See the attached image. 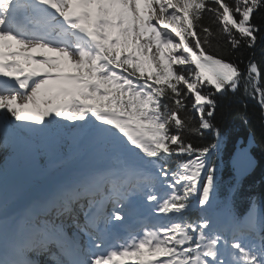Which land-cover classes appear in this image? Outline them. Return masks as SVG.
<instances>
[{
	"label": "snow or ice",
	"instance_id": "snow-or-ice-1",
	"mask_svg": "<svg viewBox=\"0 0 264 264\" xmlns=\"http://www.w3.org/2000/svg\"><path fill=\"white\" fill-rule=\"evenodd\" d=\"M261 8L264 0H0V147L70 150L66 177L22 210L9 205L0 170V264H264L259 204L241 216L219 196L225 134L213 123L215 96L241 89L264 116L260 69L209 54L203 24L208 16L233 50L254 48ZM186 132L213 139L195 145ZM253 147L250 139L231 157L230 194L255 167ZM173 157L183 158L174 168ZM244 233L254 239L237 238Z\"/></svg>",
	"mask_w": 264,
	"mask_h": 264
},
{
	"label": "trees",
	"instance_id": "trees-1",
	"mask_svg": "<svg viewBox=\"0 0 264 264\" xmlns=\"http://www.w3.org/2000/svg\"><path fill=\"white\" fill-rule=\"evenodd\" d=\"M252 23L259 25L261 28L255 47L248 48L242 46L233 50L227 43L226 38L216 32V25L212 24L211 19L208 16L203 18V24L210 26L213 31V36L210 37L212 47L209 53L213 54L218 48L219 53L226 60L237 62L242 70L245 68L249 58L254 59L260 69L261 85L264 86V8L259 9L253 14ZM215 99L217 106L213 123L220 127L221 131L225 134V144L217 173L220 180L219 196L221 199L229 197L234 202L239 215H242L248 209L251 200L256 201L261 208V212L264 213V116H262L261 107L256 100L245 96L243 89L235 93L217 94ZM245 113L247 114V123L242 118ZM189 114L192 117L193 124L198 126V116L191 112ZM180 116L184 117L185 113L181 112ZM247 131L254 133L258 143L253 150L258 158V166L252 173L245 175L239 181L238 189L230 194L229 189L236 183V178L229 165L228 157L236 138L239 136L246 137ZM185 139L190 140L195 145H202L211 143L213 137L209 132H205L203 138L186 132ZM179 159L173 157L170 167L174 168ZM188 215L191 220H195L198 212L194 210L189 212Z\"/></svg>",
	"mask_w": 264,
	"mask_h": 264
},
{
	"label": "bare ground",
	"instance_id": "bare-ground-1",
	"mask_svg": "<svg viewBox=\"0 0 264 264\" xmlns=\"http://www.w3.org/2000/svg\"><path fill=\"white\" fill-rule=\"evenodd\" d=\"M251 134H253V136L256 140V137L252 131H250V132L247 131L245 136L251 138L252 137ZM58 148L63 153V155L58 156V158L56 159L57 161L63 162V159H67L70 157V155H69L70 150L67 146H60ZM46 155L48 156V153ZM30 156H32L31 153H29V154L17 153V157H16L17 162L11 163L12 161H8L5 159L3 161L4 153H3L2 149H0V170H6L8 172V175H9L8 186H11L14 182L19 181L21 179H23L25 181L26 186L21 191H19L18 193L24 191L25 189H27L30 186L34 187L36 185V187H40V186H38V184L42 183V181L39 177L44 172H46V169L45 170L44 169L38 170L37 167H34L31 164V161L29 160ZM43 157L44 156L42 155V158ZM65 161H67V160H65ZM35 170H37V171H35ZM64 170H67V169L64 168ZM47 177H48V174H47ZM48 189L49 188H46V189H44V191H47ZM28 203L24 204L23 206L25 207ZM23 206H21L19 209L22 210ZM246 241H249V239H246Z\"/></svg>",
	"mask_w": 264,
	"mask_h": 264
},
{
	"label": "rangeland",
	"instance_id": "rangeland-1",
	"mask_svg": "<svg viewBox=\"0 0 264 264\" xmlns=\"http://www.w3.org/2000/svg\"><path fill=\"white\" fill-rule=\"evenodd\" d=\"M43 148V147H42ZM42 148H40V150L41 151H45V149L46 148H44V149H42ZM0 149H2V151H3V153H4V157H3V161H4V159L6 160V159H10L9 157L10 156H13V157H17V155H16V153L15 152H13L11 149H7V150H5L4 148H2V147H0ZM60 150H59V148H57L56 149V151H55V154H63L61 151L59 152ZM32 153V156H30L29 157V160L31 161V163L33 164V165H35V166H40V167H42V168H44L46 165H48V160L47 161H44L45 159H43L42 158V155H40L39 156V154L38 153H36V151L35 152H31ZM12 157V158H13ZM15 161V160H14ZM16 162H17V160H16ZM2 164V163H1ZM60 165H58V164H55V166H53V167H49L46 171L47 172H56V171H58V169H60ZM42 175H40V177H41ZM22 181V180H21Z\"/></svg>",
	"mask_w": 264,
	"mask_h": 264
},
{
	"label": "water",
	"instance_id": "water-1",
	"mask_svg": "<svg viewBox=\"0 0 264 264\" xmlns=\"http://www.w3.org/2000/svg\"><path fill=\"white\" fill-rule=\"evenodd\" d=\"M251 135H252L251 140L254 142V146H255L257 144L256 140H255L253 134H251ZM242 142H243V138H240L239 141H238V146L243 147L242 146L243 145ZM253 148H252V155H253V157H256L255 154L253 153ZM256 163H257V159L255 158V165H256ZM21 186H22V184L20 183V184H18L17 188H20Z\"/></svg>",
	"mask_w": 264,
	"mask_h": 264
}]
</instances>
